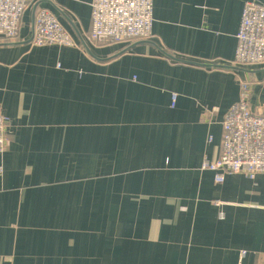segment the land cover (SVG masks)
Listing matches in <instances>:
<instances>
[{
  "label": "crops",
  "instance_id": "crops-1",
  "mask_svg": "<svg viewBox=\"0 0 264 264\" xmlns=\"http://www.w3.org/2000/svg\"><path fill=\"white\" fill-rule=\"evenodd\" d=\"M247 1L154 0L150 39L100 44L92 0L29 1L0 39V264H264V173L202 168L243 82L264 111V62L235 61ZM41 9L74 46L33 45Z\"/></svg>",
  "mask_w": 264,
  "mask_h": 264
},
{
  "label": "built area",
  "instance_id": "built-area-1",
  "mask_svg": "<svg viewBox=\"0 0 264 264\" xmlns=\"http://www.w3.org/2000/svg\"><path fill=\"white\" fill-rule=\"evenodd\" d=\"M30 0H0V39L11 43L18 39L21 21ZM94 43H120L153 36L154 0H92ZM235 61L240 65L264 62V1L248 0L243 8L237 34ZM33 45L74 46L70 33L56 16L41 9L35 17ZM252 86L241 84L240 98L231 106L223 122L222 151L219 159H206L203 169L215 173L223 183L226 175L241 173L254 179L264 173V111L251 108ZM177 94L172 95L175 106ZM10 118L0 107V153L8 147L7 128ZM245 254V253H243Z\"/></svg>",
  "mask_w": 264,
  "mask_h": 264
}]
</instances>
